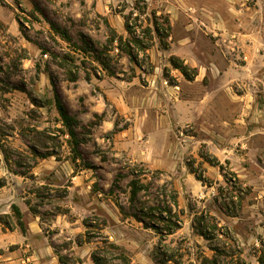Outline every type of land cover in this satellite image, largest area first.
<instances>
[{
    "label": "rangeland",
    "instance_id": "374dc122",
    "mask_svg": "<svg viewBox=\"0 0 264 264\" xmlns=\"http://www.w3.org/2000/svg\"><path fill=\"white\" fill-rule=\"evenodd\" d=\"M199 2L0 0V264H93L92 254L99 264H202L213 250L221 264H249L263 255L264 66L243 69L216 7ZM256 7L264 17V3ZM154 23L168 33L158 37ZM171 57L202 77L186 79ZM238 70L260 85L250 84L256 114L246 129L233 120V93L248 86ZM55 91L78 123L73 141ZM126 140L140 144V162L117 149ZM202 215L217 225L212 241L193 229Z\"/></svg>",
    "mask_w": 264,
    "mask_h": 264
},
{
    "label": "crops",
    "instance_id": "0c3cea01",
    "mask_svg": "<svg viewBox=\"0 0 264 264\" xmlns=\"http://www.w3.org/2000/svg\"><path fill=\"white\" fill-rule=\"evenodd\" d=\"M204 1V2H203ZM251 2L254 4L252 7H245V4L243 3V0H200V4L204 3L209 4L210 7H216L215 12L219 16V18L222 21L223 29L226 32L227 35H232L236 38L237 47L243 52V58L245 60V64L243 65V69L250 67V65H257V66H264V53L261 51L264 50V48H261L258 46V42H262L259 40L260 36L264 34V25L263 29L259 27L258 23H261L263 21V14L260 13V10L256 6H260L261 3H264V0H251ZM238 21V22H237ZM264 46V43L262 44ZM178 49V48H177ZM180 50V49H179ZM173 55H179L180 53L174 52ZM255 56V58H253ZM185 59V63L189 64L188 57H181ZM234 63V62H232ZM236 64V63H234ZM231 63L227 64V68H231ZM230 70V69H229ZM238 74L241 71H237ZM225 73V72H223ZM241 77L244 78L245 81L247 80V75L244 72H241ZM200 77H202L201 73L198 70V73L195 75V77L192 79L196 80ZM250 79H252L251 76H249ZM258 82L261 83V85L264 86V76L257 77L256 78ZM241 85L245 84L241 78L239 80ZM132 83V82H131ZM250 84H253L256 86V90L260 91V85L259 83L252 82L251 80L248 81V86L246 84L247 88H244V91L239 93L238 95L233 93L232 101L234 104L233 108V120L236 122V127L239 129H246L247 124L249 121H252L255 116V109L253 108V103H249V101L253 98L252 96V90L250 89ZM114 87V91L111 92V96H115L114 93L117 92V94L121 95L122 90L118 91L117 87ZM230 97V96H229ZM261 97V96H260ZM225 96L222 94V99H224ZM243 105V106H242ZM245 107L249 108V111L246 110ZM218 108V106H217ZM242 111H241V109ZM222 111H224V108H222ZM247 114V118H242L240 115ZM264 113V112H263ZM264 115V114H263ZM251 117V118H250ZM224 119H221L220 121H223ZM222 123V122H221ZM224 123V122H223ZM132 141H122L120 143L116 144L117 149L124 151L128 153L129 157H131L133 160L140 162V144L139 143H133ZM220 161V159H219ZM28 261V259H26ZM249 264H258L257 261H249Z\"/></svg>",
    "mask_w": 264,
    "mask_h": 264
},
{
    "label": "trees",
    "instance_id": "16d2710c",
    "mask_svg": "<svg viewBox=\"0 0 264 264\" xmlns=\"http://www.w3.org/2000/svg\"><path fill=\"white\" fill-rule=\"evenodd\" d=\"M124 28L126 30V32L128 33V35L133 36L132 37V43L139 49L138 52H145L147 50V47L143 46L142 47V41L136 37L137 36V26H132L129 24L128 22V18H124ZM52 30L54 32H56V29L54 27H52ZM148 32V38H147V42L146 45H149L148 41H152V37H151V28L148 27L147 29H145ZM153 30L156 33V35L160 38H162L161 33L163 32L165 35L168 33L169 31V25L166 24L163 28H159V26L154 23L153 25ZM119 44H121V40H119ZM126 55L132 60V61H136V57L135 55H138V52H136V54H134V50L129 46V43L126 44ZM99 63V60H96ZM169 62L172 65V67L178 69L183 76L188 79V80H192L195 77V74H193L192 76L187 75V66L183 65L182 63L178 62V60L174 57L169 58ZM101 65V64H100ZM102 69L103 66H102ZM53 100H54V105H55V109L57 111V114L60 118V121L62 123V126L64 127L65 131L63 133H66L68 135V137L70 138V140H75L76 138V134H75V128L78 126V123L76 121L75 118H73L68 109L66 108L65 104L62 102L59 94L55 91L54 95H53ZM32 103L35 104V101L31 100ZM34 134L40 135L42 137H44L45 135V131H35L33 130ZM58 133H62V132H58ZM45 140V137L43 138ZM40 146L44 147V142H39ZM31 151L34 155H36V151L34 150V148H31ZM0 153H2L3 157H4V161L5 163H7V158L4 155V152L0 146ZM71 153L74 155V158L77 157L78 155V151L76 149V146L72 145L71 148ZM45 156H51V154H45ZM45 156H41L42 158H44ZM210 163V165H212L213 167H217L220 171V173L223 172L222 166L221 164L218 162L217 159H213L212 162H208ZM222 176L224 177V175L222 174ZM130 200L131 201H135L137 194L139 193L140 187H138V182L137 181H131L130 182ZM12 210L14 213V217L16 219V223L18 224V226H20L22 233H24V229H23V224L21 222V213L19 212L18 208L16 206H12ZM210 220H212L210 217H206V215H202L199 218L196 219L193 229L196 231V233L202 237L204 240L206 241H212V239H215V234L218 233V229H217V225L210 223ZM177 227V226H176ZM211 233H213L212 238H210ZM262 248H263V255H260L256 258V261L258 264H264V244H262ZM215 252V256L212 259H207L204 258L202 264H221L220 260H219V253L217 254V250H213ZM58 262L60 264H68L67 262H65V260L61 257H57ZM91 261L93 264H99V260L98 258L92 254L90 257ZM123 261L124 264H129V262L126 260V258L123 257ZM237 264H244L240 258H236ZM77 263H79V261H77Z\"/></svg>",
    "mask_w": 264,
    "mask_h": 264
}]
</instances>
